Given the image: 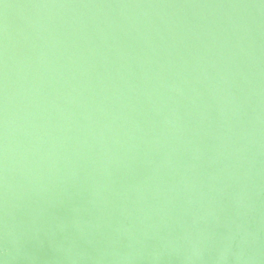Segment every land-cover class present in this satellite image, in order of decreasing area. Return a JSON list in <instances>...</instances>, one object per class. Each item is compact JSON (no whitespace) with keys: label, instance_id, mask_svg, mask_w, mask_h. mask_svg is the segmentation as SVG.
<instances>
[{"label":"water","instance_id":"1","mask_svg":"<svg viewBox=\"0 0 264 264\" xmlns=\"http://www.w3.org/2000/svg\"><path fill=\"white\" fill-rule=\"evenodd\" d=\"M0 264H264V0H0Z\"/></svg>","mask_w":264,"mask_h":264}]
</instances>
